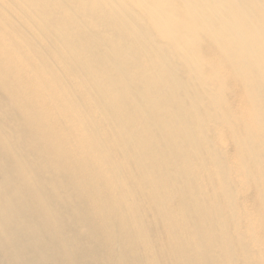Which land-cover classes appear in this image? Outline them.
<instances>
[{
    "label": "bare ground",
    "instance_id": "obj_1",
    "mask_svg": "<svg viewBox=\"0 0 264 264\" xmlns=\"http://www.w3.org/2000/svg\"><path fill=\"white\" fill-rule=\"evenodd\" d=\"M0 264H264V0H0Z\"/></svg>",
    "mask_w": 264,
    "mask_h": 264
}]
</instances>
